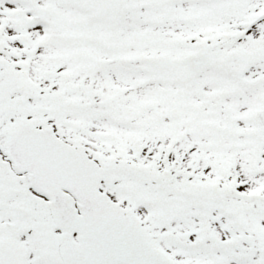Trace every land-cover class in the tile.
Returning <instances> with one entry per match:
<instances>
[{
    "label": "snow or ice",
    "instance_id": "snow-or-ice-1",
    "mask_svg": "<svg viewBox=\"0 0 264 264\" xmlns=\"http://www.w3.org/2000/svg\"><path fill=\"white\" fill-rule=\"evenodd\" d=\"M0 264H264V0H0Z\"/></svg>",
    "mask_w": 264,
    "mask_h": 264
}]
</instances>
